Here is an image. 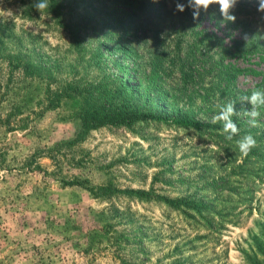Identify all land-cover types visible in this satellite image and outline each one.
I'll use <instances>...</instances> for the list:
<instances>
[{
    "label": "rangeland",
    "instance_id": "374dc122",
    "mask_svg": "<svg viewBox=\"0 0 264 264\" xmlns=\"http://www.w3.org/2000/svg\"><path fill=\"white\" fill-rule=\"evenodd\" d=\"M59 1L56 16L50 6L39 13L29 0H0V264H264V175L241 168L243 156L234 164L228 160L236 145L224 152L215 136L157 122L105 126L82 136L74 108H49L44 93L54 88L48 71L57 82L122 78L140 88L139 63L148 76L157 52L164 82L178 84L164 115L172 120L190 112L198 121H213L229 97L221 104L211 94V69L221 51L205 33L214 32L229 46L245 35L264 51L259 0H238L236 9L245 12L234 9L240 23L225 28L226 37L213 21L203 22L207 31L194 61L185 56L187 38L177 50L174 30L154 17L121 16L112 0ZM212 11L221 15L217 5ZM9 59L43 67L42 77L24 78ZM246 66L263 75L240 76L236 90L253 91L264 77V60L254 57ZM141 92L163 105L150 83ZM201 96L214 112L202 109ZM258 111L255 126L235 123L264 148V107ZM107 185L149 197L94 198L89 192ZM187 196L204 199L210 225H189L186 215L164 204Z\"/></svg>",
    "mask_w": 264,
    "mask_h": 264
},
{
    "label": "trees",
    "instance_id": "16d2710c",
    "mask_svg": "<svg viewBox=\"0 0 264 264\" xmlns=\"http://www.w3.org/2000/svg\"><path fill=\"white\" fill-rule=\"evenodd\" d=\"M134 1L135 0H112L111 6L114 10L120 11L121 16L136 18L139 15L138 13H140L145 15L148 19L154 17L155 21H159L164 23L165 26L171 27L175 32L176 38L174 40L177 42V50L181 48V42H184L187 38L188 50L185 54L187 60H196L195 48L199 47L197 43H201V45L204 43V41H202L203 34L207 30L201 27L203 22L206 20L208 22L213 21L216 31L223 33L225 32V28L230 31V29L233 28L231 26L234 25V22L225 21L222 15H217L212 11V7L215 5L210 6L207 11L201 10L199 17L194 19L192 15L193 9L186 8L184 12H178L175 10V5L171 0H155V2L154 0H142L138 2L137 5L134 4ZM28 3L30 7L33 8V0H29ZM49 6L52 9L51 12H54L55 15L58 16V9L62 6V3L59 0H49ZM121 9L123 10L121 11ZM235 10L237 14L244 15L245 11L242 7L235 8ZM112 17L116 19L118 15L116 14ZM117 21L122 22L123 20L119 19ZM235 23L237 25L240 22L236 20ZM138 27L145 29L144 25H137V28ZM226 35L227 33H224L223 36L226 37ZM157 37L158 35L155 34L154 39H157ZM204 37H207V42L211 45L219 43V49L221 51V57L213 65L215 70L211 69V73L214 72L212 76L214 84L212 83L213 87L210 90L211 94H217V100L221 104L225 102L223 101L224 97H229L227 101L233 103L236 107V112L232 117L233 121H238L239 125L248 124L249 122H246V120L250 117L246 113L250 110L251 105L242 101V98L244 96H249L252 91L236 90V82L240 76L263 75L260 71L246 66L254 57H257L260 62L263 61V49L255 45L253 41H246L245 35L240 40H234L230 46L225 44L223 39L214 32H212V35L205 33ZM73 44L77 49L80 46L78 39H75ZM97 56H99L98 53L92 57V59ZM8 63H12L15 71H20L24 78L39 79L44 72L43 67L28 60L17 59L11 61V59H9ZM163 63V56L154 52V54L150 56V60L147 64V66H149L148 76L144 73L143 63H139L136 79L140 88L130 86L128 81L122 78H105L88 83L84 82L81 78L78 79L79 81L75 79L70 82H57V80L52 77V72L48 71L46 79L52 80L51 83L54 85V88H51L49 85L44 91L48 96V107L54 109L65 104H70L81 122L82 136H86L90 132L105 126L131 129L138 123L148 122L170 124L179 128L188 129L194 131L200 137L205 135L215 136L216 138H214V141L216 144L226 146L223 150L224 152L228 150L227 145L230 143L237 146L238 151L235 155L227 153L228 160L234 164L242 157L237 144V141L241 139L240 135H252V132L244 129L239 131L232 140H228L226 139L227 134L223 131V122L221 121L213 123V121L209 119L204 123L196 120L195 116L190 112L170 120L164 115L163 111L169 109L167 105L169 95L170 93L175 94V91H178L174 90L178 88V84L172 82L173 85H170L167 84V81L164 82L163 77L159 74ZM240 63L244 66H241ZM183 77L184 79L187 78L186 74L183 73ZM144 82L150 83V85L158 91V99L162 101L163 105H158L154 102L150 95H145V97L142 96L141 86ZM214 86H216L217 91H213ZM262 86L264 88V77H262L259 84L254 86L253 90L260 89ZM236 94H240V97L236 98V100L232 99L231 96L234 97ZM201 99L202 109L206 108L209 113L214 112L212 104H210L204 96H201ZM216 130L218 132H216ZM258 139L259 138L255 139L258 141L256 147L251 150L247 157L241 159L242 164L240 167L243 169L254 167L256 174L264 175L262 170L259 171V169L264 167V148L262 142ZM212 182H217V180H213ZM89 192L94 198H110L123 194L127 197H136L144 201L149 197L148 194L142 195L136 192H118L111 185L98 187L96 189L90 188ZM203 201L195 200L193 197L187 196L183 199L165 200L164 204L172 211L186 215L184 217L189 219V225H210L211 220H209V218L211 216L208 215L211 214V209L206 202ZM197 221L198 224H196Z\"/></svg>",
    "mask_w": 264,
    "mask_h": 264
},
{
    "label": "clouds",
    "instance_id": "9594fccd",
    "mask_svg": "<svg viewBox=\"0 0 264 264\" xmlns=\"http://www.w3.org/2000/svg\"><path fill=\"white\" fill-rule=\"evenodd\" d=\"M155 2V0H154ZM175 5V10L184 12L186 8L193 9V18H198L201 10L207 11L210 6L218 5L219 12L225 21L235 22L236 16L233 14L238 0H171ZM33 8L42 13L49 8V0H33ZM258 11L264 12V0H259ZM243 101L251 105L250 110L246 113L251 119L249 123L252 126L256 125V120L260 116L259 108L264 107V89H255L249 96H244ZM236 112V107L233 103H228L220 108L217 115L213 117V123L217 121L223 122V131L227 134L226 139L232 140L239 133L237 124L232 117ZM239 152L243 157H247L251 150L256 147L257 142L251 135H245L237 141Z\"/></svg>",
    "mask_w": 264,
    "mask_h": 264
}]
</instances>
